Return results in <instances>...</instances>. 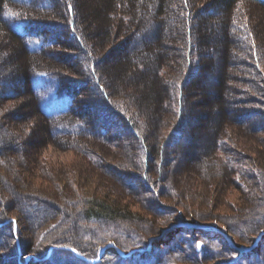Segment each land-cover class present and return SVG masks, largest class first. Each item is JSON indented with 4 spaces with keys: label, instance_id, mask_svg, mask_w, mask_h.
I'll return each mask as SVG.
<instances>
[{
    "label": "rangeland",
    "instance_id": "obj_1",
    "mask_svg": "<svg viewBox=\"0 0 264 264\" xmlns=\"http://www.w3.org/2000/svg\"><path fill=\"white\" fill-rule=\"evenodd\" d=\"M31 1L41 5L43 0ZM54 1L50 11H46V8L22 10L20 6H12L17 10V15L23 14L35 21L37 26H62L57 28L55 25L52 31L44 33L45 37L56 41L46 53L54 52L57 56L28 53L22 46L20 37L11 34L5 23L0 24V78L7 80L0 89V132L4 134L0 138V215L1 218L3 215L11 217L14 232L15 229L19 231L24 248V254L19 253V258H37L35 255L41 254L30 250L35 248V241L39 239L35 235L38 231L32 230V226L19 217L16 210L18 196L15 194L24 193L44 196L56 205L59 215L51 220L50 226L57 228L58 224L64 225L60 231L67 230L64 227L73 223L64 215L68 216L71 211L70 215L77 216L85 208L84 200L96 196L119 203L132 214L135 213L137 218L121 220L123 222L116 226L95 222L87 224L91 225L89 227L92 230L97 228L99 231V236L92 238V242L99 240V237H108L109 233L113 236L107 241L95 243V254H98L100 245L107 243H113L118 249L126 251L127 247H121L122 243L124 246L129 243L137 244L133 249H142L144 247L140 244L151 239L153 248H165L178 241L183 228H189L192 231L185 234L188 235L185 236L187 239L190 236L199 238L202 230L218 234L214 241H209V250H221L223 257L217 256L216 261L202 264L227 262L230 256L240 254V248L246 247H251L248 253L252 256L258 253L263 260L264 234L261 236V244L252 247L259 233H264V221L261 222L263 219L254 223L251 220V225H243L248 222L246 218L264 208V124L259 126L262 128L254 129L258 115L247 114L246 117H241L247 112L243 110L257 107L248 101V97H251L249 81L252 75H247L250 70L247 59L241 61L225 53L231 39L227 34L222 36L220 29H214L215 16L210 15L208 20L212 27L206 31L194 30L193 21L187 22V28H191L190 43L187 45L190 50L185 51L179 46L181 39L179 33L174 31V21L168 26L160 25L157 33L150 37L148 48L153 47L157 40L158 43L155 49L151 48L153 57L148 58L152 68L146 69L139 57H146V52L130 54L114 49L121 40H128L133 36L137 41L143 39V31L140 37L138 33H141L144 23L138 25L134 20L130 22L125 4L123 10L113 13L110 5L103 6V0H68L77 9L86 6L85 15L78 14L76 9L74 17L78 27L83 26V41L88 49L86 53L90 52L92 59H99L96 64L97 74L103 78L111 104H117L123 112L133 116L143 131L150 151L147 173L158 189L157 198L156 194L151 196L149 192L145 195L142 192H130L109 171L112 168L111 170L127 171L139 176L141 153L127 131L115 122L108 121L105 125L104 119H101L108 112L89 87L88 74L77 57L81 47L65 29L67 1ZM233 12L235 18H240L251 30V41L256 54L251 52L248 63H259L258 68L264 72V7L252 0H243ZM80 16L84 17V23ZM102 17L105 19L104 30L101 29L103 24L99 22ZM152 26L149 27L150 30ZM84 27L88 29L87 32ZM145 35L149 36L148 33ZM177 47V50H181L178 54L175 49ZM214 53L223 56V66L219 62L211 64ZM209 63L211 66L214 64L212 71L218 77L216 83H208V78L204 79L206 72L201 65ZM46 69L54 70L62 76L64 89L70 91L74 88L72 92H76V96L72 109L75 112L83 114L98 129L103 127L110 133L118 132L120 136L114 141L107 140L102 134L93 136L90 133L76 137H53L49 122L38 108L29 82L33 71ZM186 73H192L193 76L187 78L189 81L182 88L183 95H187L186 101H183L185 108L182 114L186 116L189 112L188 121L193 120L190 127L185 128L186 133H191V142L188 145L181 143L174 149L175 144L170 142V136L173 132L176 133L180 116H177L176 98L173 97L172 100L171 82L183 80ZM15 76L20 80L12 79ZM8 91L12 96L5 95ZM239 95L245 98V103H232L231 100ZM88 100L96 106L95 109L91 103H87ZM257 124H262V121ZM192 134L197 136L194 141ZM162 141L165 152L160 169L154 165V161L157 164L158 156L157 159L154 158L153 153ZM178 151L180 154L177 155ZM139 187L138 184L137 188ZM152 197L154 203L151 202ZM159 206L166 212L157 210ZM239 218L243 221L239 225L240 229L235 228L237 232H234L228 223ZM51 228L42 230L43 239H39L41 245L49 236L47 234L51 232ZM76 228L82 234V239L85 238L84 241L89 240V236L80 231L81 228ZM125 228L127 229L121 230ZM218 231L223 232L227 239ZM119 234L121 238H115ZM14 240L10 242V252L0 251V264H14L6 259L13 252ZM15 242L18 245V240ZM198 243L200 247L201 240ZM247 252L242 250V254ZM252 259L253 257L251 264ZM262 260L257 257V262L255 259L253 261L261 264ZM184 263L189 264L186 261Z\"/></svg>",
    "mask_w": 264,
    "mask_h": 264
},
{
    "label": "trees",
    "instance_id": "obj_2",
    "mask_svg": "<svg viewBox=\"0 0 264 264\" xmlns=\"http://www.w3.org/2000/svg\"><path fill=\"white\" fill-rule=\"evenodd\" d=\"M65 1H67L65 4L67 11V22L65 26V29H67L66 32L68 33V35H70L73 41H77L78 45L81 47H78L80 48V53L77 55V57L80 59L86 74H88L87 82H89V87L90 89L92 88L94 90L96 95L100 98L102 106H104L105 110H107L108 112L103 116L101 115V119H104L105 125H107L109 122H115L119 127L127 131L128 135H130L131 139H133V142L137 145V149H139L141 153V176L131 174L127 171H115V169L111 170L112 168H110L109 171H111V173L115 175L117 180L122 185L127 187L130 192H142L144 195L149 192L151 196L156 194V197L158 198V189L155 188L154 181L150 179L149 174L147 173L150 151L143 131L137 125L133 116L128 115V113L126 112H123V110L117 104H113L115 107L111 104L112 102L108 97L107 90L102 80L103 78L102 76H98L97 74L96 64L99 59H92L90 52L89 54H87L88 49L85 47V43L83 41V26H80L79 28L76 24L74 11H76L77 8H75L74 5H71L68 0ZM241 1L243 0H103L102 4H104L103 6L110 5L113 13H116V11L118 13V10L121 11V9L123 10V6L125 4L128 7V19L130 20V22L134 20V22L138 25L144 23L143 27L141 28V33H138L140 37L143 31L142 38L144 40L142 39L140 41H137V38L133 36L128 38V40H121L117 45H115L114 49L121 53L124 52L130 54L131 52L137 54L142 52H144L145 54L146 52V57L139 56L146 69L152 68V65L148 63V58L153 57L154 54L152 53V49H155V45L156 43H158L157 40L155 45L151 47L152 49L148 48L151 43L150 37L154 36L157 33L160 25L164 24L165 26H168L171 22L174 21V23L176 24L174 27V31L179 33L181 39V43L179 44V46H182L183 50L185 51V49L190 50L187 45L188 43H190L191 28H187V22H189V20L193 21L194 25L192 27L194 30L197 29L198 31H206L207 28L212 27L210 20L208 19H210L212 15L215 16L214 29H220L221 32L224 33H222V36L227 34L231 39V41L229 42V47L225 49V53L228 54L229 57H235L241 61L247 59V67L250 69L249 72H247V75H252L251 80L249 81L251 97H248V101L253 102L257 107L243 110H247V112L243 113L241 117H246L247 114L258 115L259 119H257L255 122L258 123L262 121V124L256 125L255 123L254 129H256L262 128L259 126L264 124V72L258 68L259 63L256 65H251L248 63V58L249 60H251V52L253 51L255 55L256 49L253 47L254 43L251 41V30H249V27L244 25L240 18H235V16L233 15L235 7ZM254 1L259 2L260 0ZM54 4V0H43L41 2V5L32 2L31 0H0V24L5 23L11 31V34H13L17 38L20 37V42L28 53L32 55H40L46 53V50L51 47L52 43H56V41L51 37H45L44 33L52 31L56 24H51L49 26H45L43 24L44 26H37V23L35 21L30 19H23V22L19 21L16 25H12L14 21L18 19L16 13L17 10H15L13 8L14 6L12 5L20 6V8L22 7V10L27 9L32 11V9L41 10L46 8V11H50V8L54 6ZM259 4L264 7V4H261V2ZM130 6L134 8L131 9ZM85 7V5L83 7H79L77 9L78 14L85 15V12L87 11ZM198 10L200 13H198ZM22 16L23 14L21 15V17ZM103 17L99 21L103 24H101L102 30L105 29V19H103ZM81 19L84 23L85 19L83 16ZM70 20H73V25L70 23ZM151 25H153L152 30H150L151 28H149ZM56 26L57 28L62 27L60 25ZM84 30H86V32L88 31V29L85 27ZM146 33H148L149 36L145 35ZM187 34L188 41L186 38ZM54 37L55 35L53 34V38ZM175 49L177 50L178 47ZM179 51L181 50H177V54ZM46 54L55 56L58 55H56V53L54 52H47ZM208 56L210 58L211 55L209 54ZM73 57L75 58L76 56ZM253 58L256 59V56H254ZM224 60L225 59H223V56L220 57L219 54L214 53V55L211 56V64L214 62H219L220 66H223ZM260 60L261 59H259V61ZM211 64H207L209 67H206L207 65H201L203 67L202 70L204 69V71L206 72L204 74V79L208 78V83H216L218 82V77H216V73L212 71V67L214 64L212 66ZM240 70H242L241 67ZM41 73H47L48 75L42 77ZM199 74L201 75L200 71ZM199 74L197 73V75ZM190 76H193V74L190 73L189 75L186 73L183 80L179 81L178 79V81L171 82L173 84H171V90L173 93L172 100L176 98L175 102L177 103V116H180L177 129L175 130L176 133L173 132V135L175 136H173L172 134L170 136V138H172L170 142L175 144L174 149L178 148L181 143H183L184 145H188V143L191 142V133H186L185 131V128L187 126L190 127L193 121L192 119L188 121V111L190 109L187 108L188 113H186V116L182 114V111L185 108H183V101H186L185 97L187 96L186 93L185 95H183L182 88L186 87L185 84H187L189 81V79L187 78H190ZM61 78L62 76L59 75V73H56V71L49 69L33 71L29 76L31 91L36 97L38 108L40 109L41 113L45 115L46 119L49 122L52 136L58 137L68 135L76 137L85 136L86 134L90 133V135L93 136L103 135V137H105L107 140L112 139V141H114L115 139H117V137L120 136L118 132L110 133L103 127H100L98 129L95 124L93 125L89 123L90 120L88 118H85L83 114L79 115L77 112H75V110L72 109V104L75 101L76 92H72V90L74 89L73 86H70L71 88H73L70 91L64 89V83ZM12 79H14L15 81L20 80L16 76L12 77ZM6 81V78H0V89L1 85ZM76 85H78V83ZM5 95L12 96L10 91L5 93ZM231 102L245 103V98L239 95V97L233 98ZM87 103H91L90 105H92L95 109L96 106L92 104L91 100H88ZM84 112L86 113V110H84ZM245 123L246 122H244V124ZM248 123L250 124L251 121ZM192 135V140L194 141L197 136L195 137V134ZM3 137L4 134L0 132V138ZM163 142L164 141H162L159 146L155 148L153 153L154 158L157 159L158 156L157 164L154 161V165L156 168H158L159 166L160 169L163 165V155L165 152L163 151V147L165 146ZM210 149H213V147L210 146ZM178 154H180L179 151L177 152V155ZM137 183L140 186L139 188H137ZM15 195L18 196V198L16 199V210L19 213V217L21 216L26 223H29L32 226V230L38 231V234L35 235H37L38 238L42 240V230L51 228V220L59 215L56 205L49 201L48 198L38 194L17 193ZM153 199L154 198L152 197V203H154ZM84 202L85 208L80 210L77 213V216L73 214V216L70 215L71 211L68 212V216L64 215L65 218H69L73 222L70 223L69 227H64L67 228V230L60 231V229L63 228L64 225H60L62 226L60 227L58 224V226L56 225L57 228H51V232L47 234L49 236L47 237V239H45V242H43L42 245L39 239V241H35L37 245L35 244V248H31L30 250L32 252L41 254L35 255L37 258L29 257L28 260L30 261H27V264H91L84 258H92L97 255L95 254L96 252L94 250L96 249L95 243L99 244L103 241H107L109 237L113 236L111 235V233H109L108 237H99V240H97L96 242H92V238L95 239L99 231L97 230V228L95 230H92L91 227H89L91 225L87 224H92L93 222H95V224L100 225L116 226L118 225V223L123 222L121 220H131L132 218L134 219V217L137 218L136 216H134L135 213L132 214L131 212H129L128 209L125 208V206H122L119 203H115L113 201H108L105 198L96 196L93 198L85 199ZM157 210L166 212L165 209L161 206L157 207ZM257 212L258 213L255 212L253 216H249V219L246 218L249 224L248 222H246V224L243 226L251 225V220L254 223L256 220L258 222L263 219L261 221L263 222L264 208ZM3 216L1 218L0 215V251L10 252V242L14 239L18 240V245L14 240V245H12L13 252L11 251L10 255L6 259L8 261L14 262V264H23L25 260L19 258V253L24 252L23 244L21 243L19 238V231L15 229L14 232V224L10 220L12 219L11 217L6 218L5 216ZM181 220L183 219H180V221ZM16 221L18 223V218H16ZM242 221L243 219L239 218L229 222L228 224L235 232V228L240 229L239 225H241L240 223ZM77 226L81 228V232L83 231V233L85 232L86 235L89 236L90 241L88 239L87 241H84L85 238L82 239V234H79L78 229L76 228ZM82 226L87 228L84 229V227ZM16 228H18V224L16 225ZM126 229L127 228L121 230ZM132 230L133 229H131V231ZM190 230L192 231V229L183 228L181 230V235L179 236L178 241L171 246L167 245L168 247L166 246L165 248L152 247L149 252L136 253L128 258H122L118 255L115 249L107 248L105 250L104 256L99 262L95 264H185V261L189 264H199V262L200 264H202L203 262H211L213 260L216 261L215 258L217 256H219V258L220 256L221 258L223 257V255H221V250H215V252L209 250V241H214L215 237H217L218 234L212 231L202 230L200 231L201 233L199 235L200 239L191 236L189 239H187L185 236L188 235L185 234H187V232L190 233ZM93 235L95 236L93 237ZM115 238L119 239L121 238V235L119 234V236H115ZM199 240H201L202 243L200 247L198 246ZM148 242L149 241L146 240L143 244L141 243L140 245L146 247ZM121 245V247H127V251L135 247L134 245L137 244L132 245V243H129L128 245L124 246L125 244L122 243ZM121 249L123 250V248ZM73 250H76L77 253L82 257L76 254ZM46 254L47 257L44 258ZM252 257V264H255L253 260L255 259L256 261L257 257L262 260L261 255H259L258 253H254V256H252L251 253L247 252V254L236 253L230 256L227 262L219 263L217 261L216 264H251ZM261 264H264V259L261 261Z\"/></svg>",
    "mask_w": 264,
    "mask_h": 264
},
{
    "label": "water",
    "instance_id": "obj_3",
    "mask_svg": "<svg viewBox=\"0 0 264 264\" xmlns=\"http://www.w3.org/2000/svg\"><path fill=\"white\" fill-rule=\"evenodd\" d=\"M195 227V226H194ZM199 228H206L205 226H199ZM221 234L227 239V236L221 232ZM264 233L261 232L259 233V235L257 236V238L255 239V242L252 244V247L254 246H258L260 244V241H261V236L263 235ZM153 243V240L151 239L149 241V246H151ZM228 243L229 244H232V242L230 240H228ZM233 245V244H232ZM108 247H113L114 249L117 250L118 254L121 255L123 258H126V257H129L131 255H133L134 253L136 252H142V249H131L129 251H127L126 253H123L120 249H118L113 243H107L105 245H102L99 249V252H98V255L96 258H92V259H87L89 260L90 262L92 263H95V262H98L100 260V258L103 256L105 250L108 248ZM251 247H246V248H240V250H249ZM77 252V251H76Z\"/></svg>",
    "mask_w": 264,
    "mask_h": 264
}]
</instances>
